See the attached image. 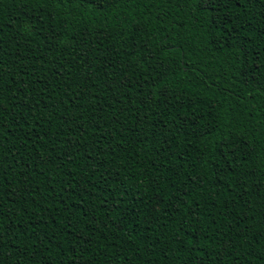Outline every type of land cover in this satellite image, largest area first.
I'll use <instances>...</instances> for the list:
<instances>
[{
  "label": "trees",
  "instance_id": "trees-1",
  "mask_svg": "<svg viewBox=\"0 0 264 264\" xmlns=\"http://www.w3.org/2000/svg\"><path fill=\"white\" fill-rule=\"evenodd\" d=\"M0 264H264V0H0Z\"/></svg>",
  "mask_w": 264,
  "mask_h": 264
}]
</instances>
